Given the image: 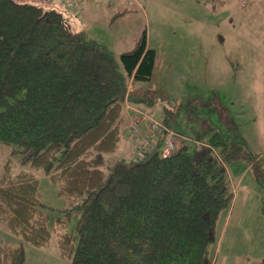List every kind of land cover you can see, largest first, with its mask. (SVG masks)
<instances>
[{"label":"trees","instance_id":"obj_1","mask_svg":"<svg viewBox=\"0 0 264 264\" xmlns=\"http://www.w3.org/2000/svg\"><path fill=\"white\" fill-rule=\"evenodd\" d=\"M213 8L224 0H213ZM156 51L142 36L118 55L76 30L55 7L0 0V144L13 145L28 169L0 172V225L35 246L52 231L33 169L40 168L77 206L74 236H57L71 264H213L211 245L219 212L232 200L225 161L245 157L263 190L264 159L246 147L235 122L216 123L219 96L192 97L166 107L163 121L181 141L170 154L160 146L147 162L132 155L108 171L106 155L123 138L126 111L155 100L137 86L153 75ZM70 213H67V216ZM22 264V246L3 251Z\"/></svg>","mask_w":264,"mask_h":264},{"label":"rangeland","instance_id":"obj_2","mask_svg":"<svg viewBox=\"0 0 264 264\" xmlns=\"http://www.w3.org/2000/svg\"><path fill=\"white\" fill-rule=\"evenodd\" d=\"M22 1L55 7L66 15L71 11L78 14L83 0L76 10L71 9L69 0ZM127 2L112 24L109 18L86 32L109 48L116 42L115 50H124L145 34L147 45L156 51L151 79L137 83L155 100L133 105L122 128L130 132L131 113L135 110L162 120L165 106L173 108L189 98H205L215 92L222 111L213 114L212 120L222 126L235 122L247 149L264 159V0H224V5L216 9L213 0ZM78 19L82 26L87 22L82 16ZM95 19L101 21L102 17ZM199 41L203 44L197 55ZM174 122L173 129H180L181 116L175 115ZM124 134L116 153L106 155V171L117 159H128L131 144ZM178 140L175 136L176 143ZM13 150V145L0 144V172L8 158L13 172L29 168L21 153ZM250 162L245 157L225 161L233 195L216 220V237L210 248L213 264H264L263 190ZM33 172L52 231L51 240L46 246H35L0 225V264H10L2 258L3 251L19 245L24 252L22 264H71L60 256L57 236L72 233L76 246L80 211L58 194L42 169Z\"/></svg>","mask_w":264,"mask_h":264},{"label":"built area","instance_id":"obj_3","mask_svg":"<svg viewBox=\"0 0 264 264\" xmlns=\"http://www.w3.org/2000/svg\"><path fill=\"white\" fill-rule=\"evenodd\" d=\"M80 1L82 0H69L71 9L76 10ZM135 111L132 113L133 117L129 123V131L136 138V144L132 149L133 157L135 159L144 158L151 150L156 148L159 139L162 141L163 154L172 153L177 148L175 141L177 133L173 127L151 117L144 111Z\"/></svg>","mask_w":264,"mask_h":264},{"label":"crops","instance_id":"obj_4","mask_svg":"<svg viewBox=\"0 0 264 264\" xmlns=\"http://www.w3.org/2000/svg\"><path fill=\"white\" fill-rule=\"evenodd\" d=\"M127 4H128L127 0H83L80 3V7L78 9L80 10V12L78 14H74V12L71 11L70 13L71 15L69 14V12L66 15L68 17V22L72 28L76 30H85V32H87L89 31V29L92 28L93 25L104 24L105 21H108L109 18L110 20L108 22L112 24V22L115 21L116 16H119L121 14V11H124L123 9H125ZM78 16H82L83 19L87 21L85 22L86 24H84V26H82L81 19H78ZM100 16L102 17L101 21H99L98 19H95V17H100ZM92 39H95V38H92ZM135 42L128 44V46L124 50L131 48ZM115 44L116 42H113L112 44L113 51H116L115 53L119 54L120 52L124 51V50H115ZM200 44H203V42L199 41L197 44V49H198L196 52L197 55H199L200 53V48H201ZM155 61H156V58H155ZM131 109L132 108H128V110L126 111V117L128 114L130 115V112L132 111ZM126 117L124 119V123H125ZM123 133L127 134V135L124 134V138L127 141H130V144H131L129 148V151H130V149L132 148L134 144V138L131 135V133L128 132L127 129H125L124 127H123ZM180 142L181 141L178 140L177 145H179ZM129 151H128V155H129Z\"/></svg>","mask_w":264,"mask_h":264},{"label":"water","instance_id":"obj_5","mask_svg":"<svg viewBox=\"0 0 264 264\" xmlns=\"http://www.w3.org/2000/svg\"><path fill=\"white\" fill-rule=\"evenodd\" d=\"M156 152H157V149H153V150H151L147 155H146V157L145 158H143V160L141 161L142 163H144V162H147L154 154H156Z\"/></svg>","mask_w":264,"mask_h":264}]
</instances>
